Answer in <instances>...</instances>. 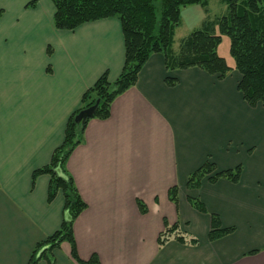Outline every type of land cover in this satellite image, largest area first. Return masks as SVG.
<instances>
[{
  "label": "crops",
  "instance_id": "0c3cea01",
  "mask_svg": "<svg viewBox=\"0 0 264 264\" xmlns=\"http://www.w3.org/2000/svg\"><path fill=\"white\" fill-rule=\"evenodd\" d=\"M30 1L0 0V264H27L33 247L59 228L63 196L48 202L49 176L32 185V172L50 162L86 89L104 72L113 82L124 65L118 19L56 29L52 1ZM239 80L236 70L222 79L198 67L168 71L153 53L108 118L88 120L66 164L86 203L72 225L81 260L264 264V103L250 106ZM208 160L216 171L241 164L239 181L204 178L187 188L189 174ZM174 185L176 204L168 197ZM210 213L233 232L209 241ZM164 221L198 242L159 246ZM53 255L56 264H78L66 241Z\"/></svg>",
  "mask_w": 264,
  "mask_h": 264
},
{
  "label": "trees",
  "instance_id": "16d2710c",
  "mask_svg": "<svg viewBox=\"0 0 264 264\" xmlns=\"http://www.w3.org/2000/svg\"><path fill=\"white\" fill-rule=\"evenodd\" d=\"M54 5L53 25L56 29L73 30L79 25L104 18H116L120 22L124 38V65L119 76L108 80L104 72L95 83L86 89L81 97L80 106L68 118L62 143L52 153L50 162L32 172V185L40 174L49 176L48 202L60 192L64 199L62 221L59 228L38 242L30 253L27 264H37L44 260L47 264H56L53 251L64 241L70 244V255L78 264H100L96 254L88 260H81L75 248L72 225L77 216L86 208L74 180L67 170V159L73 149L82 142L83 132L88 120L106 119L110 105L115 97L125 92L136 82L138 73L149 56L160 53L164 57L168 71L198 67L205 72L224 78L231 70L240 74L237 89L243 99L255 106L264 103V0H220L226 5V12L214 19L202 21L201 27L193 29L185 36L177 52L173 50L175 29L181 23L182 8L188 5L205 7L210 0H51ZM35 0L27 3L34 4ZM222 36L229 39V53L233 58L230 66L219 55L217 47ZM49 52V50H48ZM165 82L173 86L176 80L166 77ZM99 103L92 116L82 123L74 121L75 115L82 109ZM242 165L217 170L214 163L206 161L201 167L190 173L187 188H198L207 178L215 182L224 178L237 183ZM168 197L177 203V186L168 190ZM192 207L207 213L200 200L188 197ZM141 213H146L144 203L137 201ZM209 241L220 239L233 232V227H221L218 215L210 213ZM175 239L183 244H196V237L180 231L177 224L169 225L164 221V229L157 238L159 246ZM256 251H251L254 253Z\"/></svg>",
  "mask_w": 264,
  "mask_h": 264
},
{
  "label": "rangeland",
  "instance_id": "374dc122",
  "mask_svg": "<svg viewBox=\"0 0 264 264\" xmlns=\"http://www.w3.org/2000/svg\"><path fill=\"white\" fill-rule=\"evenodd\" d=\"M224 6L225 3H222L220 0H210L208 7H203L198 4L183 7L181 13V23L175 29L174 42L172 46L173 50L177 52L181 40L193 29L200 28L204 19H214L224 14L226 12ZM217 52L226 59V62L229 65H233L234 61L229 53V39L227 36H222L221 42L217 47ZM187 234L189 235V233Z\"/></svg>",
  "mask_w": 264,
  "mask_h": 264
},
{
  "label": "water",
  "instance_id": "95a60500",
  "mask_svg": "<svg viewBox=\"0 0 264 264\" xmlns=\"http://www.w3.org/2000/svg\"><path fill=\"white\" fill-rule=\"evenodd\" d=\"M99 103V99H96L95 103L85 109L80 110L74 117V121L76 123H82L86 118L93 115L97 105Z\"/></svg>",
  "mask_w": 264,
  "mask_h": 264
}]
</instances>
